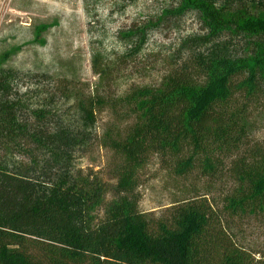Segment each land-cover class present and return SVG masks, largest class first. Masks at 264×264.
Wrapping results in <instances>:
<instances>
[{
    "label": "trees",
    "instance_id": "1",
    "mask_svg": "<svg viewBox=\"0 0 264 264\" xmlns=\"http://www.w3.org/2000/svg\"><path fill=\"white\" fill-rule=\"evenodd\" d=\"M189 9L200 13L216 40L197 63L202 75L195 79L184 64L155 90L140 92L138 135L127 152L156 151L177 173L195 171L217 183L248 161L236 153L237 123L264 93V14L213 0H182L169 13ZM231 36L241 37L242 55L229 51ZM13 76L0 69V143L27 137L44 159H0V264H264V248L244 247L231 230L233 217L247 207L264 212V175L250 202L228 197L218 206L208 193L195 191L162 218H141L127 187L113 189L72 164L73 153L86 146L82 128L90 116L82 128L72 116L58 119L53 129L40 124L29 130L19 114L23 105L9 100ZM33 112L40 121L46 110Z\"/></svg>",
    "mask_w": 264,
    "mask_h": 264
},
{
    "label": "rangeland",
    "instance_id": "2",
    "mask_svg": "<svg viewBox=\"0 0 264 264\" xmlns=\"http://www.w3.org/2000/svg\"><path fill=\"white\" fill-rule=\"evenodd\" d=\"M250 13L264 14V0H213ZM182 0H0V69L14 74L9 100L19 102L29 130L40 124L53 129L58 119L89 115L87 143L72 155L76 169L97 175L111 188L127 187L141 218H162L195 191L208 193L221 206L228 197L247 198L264 175V93L252 99L238 121L240 147L246 156L239 171L211 183L197 172L177 173L156 151L140 156L127 152L140 125V92L155 90L184 64L197 65L216 42L208 37L196 9L169 11ZM230 38V37H229ZM241 37L231 36L229 51ZM70 90V98L64 93ZM44 108L35 121L34 110ZM237 127V129H238ZM237 133V132H236ZM31 163L44 152L27 137L5 138L0 159ZM230 161V160H229ZM209 191V192H207ZM253 193V192H252ZM248 208V209H247ZM238 213L231 230L251 250L264 248V212Z\"/></svg>",
    "mask_w": 264,
    "mask_h": 264
}]
</instances>
